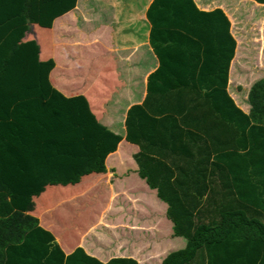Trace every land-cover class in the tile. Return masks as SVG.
I'll return each mask as SVG.
<instances>
[{"label":"trees","instance_id":"trees-1","mask_svg":"<svg viewBox=\"0 0 264 264\" xmlns=\"http://www.w3.org/2000/svg\"><path fill=\"white\" fill-rule=\"evenodd\" d=\"M77 3L0 0V264H104L82 248L67 256L37 217L67 200L53 191L90 190L124 141L86 97L53 87L55 61L26 40ZM146 17L160 68L127 113L125 141L139 148L138 176L167 206L172 237L186 242L162 264H264V78L241 110L228 92L237 42L223 11L155 0Z\"/></svg>","mask_w":264,"mask_h":264},{"label":"crops","instance_id":"crops-1","mask_svg":"<svg viewBox=\"0 0 264 264\" xmlns=\"http://www.w3.org/2000/svg\"><path fill=\"white\" fill-rule=\"evenodd\" d=\"M154 1L78 0L76 8L57 19L51 30L32 26L31 33L26 37L27 41L35 39L38 42L41 61H55L50 77L53 87L67 98L86 97L99 122L124 138L118 151L107 159V174L94 175L87 181L95 180V192L100 198L108 196V200L125 203L128 209L138 202L137 206H141L147 214L143 217L151 218L146 229L133 221L127 225L120 222L115 226L105 225L101 231L103 234L90 227L83 235H74L79 237L78 241H74V237L67 238V241L59 235L54 222L47 219L51 211L37 215L41 227L54 235L67 256L82 248L104 264L113 259L162 264L160 260L166 257V250L172 242V225L166 217L167 206L138 176L133 157L139 153V148L125 141L127 113L132 107L143 104L148 79L160 68L150 44L151 25L146 17ZM194 2L199 11L209 13L221 10L230 21V34L237 47L230 66L228 92L241 110L250 113V90L257 79L255 72H259L253 62L260 67L259 63L264 58V4L253 0ZM242 43L244 54L239 52ZM256 48L257 52H254ZM86 55L87 62L84 59ZM88 65L89 72H82L81 68ZM247 82L251 83L247 85ZM80 187L72 190L77 191ZM94 187L95 184L91 189ZM86 190L78 194L82 196ZM114 210L116 219L125 216L121 207ZM108 232L116 236L108 237ZM159 249L165 252L163 257H158L156 252Z\"/></svg>","mask_w":264,"mask_h":264},{"label":"rangeland","instance_id":"rangeland-1","mask_svg":"<svg viewBox=\"0 0 264 264\" xmlns=\"http://www.w3.org/2000/svg\"><path fill=\"white\" fill-rule=\"evenodd\" d=\"M240 25H241L240 27L242 28L243 23L241 22ZM242 30L243 29H241L238 34H240ZM239 52H241L242 54L245 53L243 43L241 50ZM254 52H257V48L254 50ZM87 58L88 57L86 55L84 57L86 62H87ZM253 65L255 70L259 71V72H255L256 73L255 75H257L256 77L257 79H255L254 82H257L259 81V78L260 80L261 78L262 79L264 78V58L259 63L260 67H258L257 64L255 65L254 62ZM89 69L90 68L88 65L86 68H81V71L89 72ZM73 81H75V77ZM249 83L251 82H247L246 84L249 85ZM121 133L123 135L125 134L124 131H121ZM123 153L125 154V149L123 150ZM91 184H95V187L93 189H90L87 193L85 191L84 195L82 196L78 194V191H74V190L72 191V190L64 189V190L53 191V194H56L55 197H58V199L66 197V199L68 200L72 192L75 195L73 197H76L75 199H70L69 201L65 199L66 201L62 202L57 207H55L54 210H52L50 214H48L47 216V219L52 220V222H54V225L57 226L56 229L59 230V235H61L63 239L66 240L67 238L71 239L72 237H74V235L81 236L90 227L91 230L94 231L96 230L97 232L102 233L101 231L103 230V227L105 225H109V226L114 224L119 225L120 222H122V224L127 225L129 224L128 222L133 221L135 224H138L140 228H145V229L150 225L151 218L149 216L143 217V215H147V214H145L144 210L141 209V206H137L140 203L136 202L135 204H133L131 209H128V205H125V203L108 200L109 199L108 196L104 195L101 196L102 198H100V196H98L95 192L96 191L95 189H97V184L95 183L94 179L91 180ZM37 205L39 206L38 201H37ZM117 207H121L122 211L125 212V216H123L121 219H116V214H114L115 213L114 209ZM106 212L107 214H105ZM106 236L111 237L116 235H112V234L110 235L109 233L108 235L106 234ZM74 238L76 239L74 241H78L79 239L78 236ZM173 241L175 243H173ZM171 245L173 246L171 247ZM185 245L186 242L184 240L175 239L173 237L170 246H168V249L166 250V256L171 254L172 252L183 250L185 248ZM144 251L146 252V250ZM148 251L152 252L153 250H148ZM156 253L158 257H161L162 255L165 254V252L164 251L161 252L160 249L157 250ZM163 260H160L161 263L163 262Z\"/></svg>","mask_w":264,"mask_h":264}]
</instances>
